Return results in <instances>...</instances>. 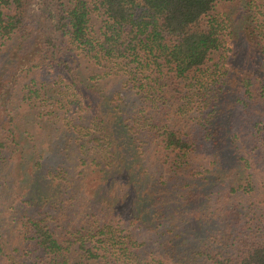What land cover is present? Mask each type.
I'll return each instance as SVG.
<instances>
[{
    "label": "trees",
    "instance_id": "16d2710c",
    "mask_svg": "<svg viewBox=\"0 0 264 264\" xmlns=\"http://www.w3.org/2000/svg\"><path fill=\"white\" fill-rule=\"evenodd\" d=\"M34 1L0 0V264H264V0Z\"/></svg>",
    "mask_w": 264,
    "mask_h": 264
},
{
    "label": "rangeland",
    "instance_id": "374dc122",
    "mask_svg": "<svg viewBox=\"0 0 264 264\" xmlns=\"http://www.w3.org/2000/svg\"><path fill=\"white\" fill-rule=\"evenodd\" d=\"M37 1L38 0H35L34 3L31 5V12H30V19L31 21L33 22H36V18H37V14H38V10H37ZM231 7L230 5H224L223 7H221V10H228V11H231ZM96 19V20H95ZM94 19V22L95 23H98L100 20L98 19V17H95ZM1 48H4L3 45L0 46ZM5 55V54H4ZM8 56V55H7ZM0 60H3L5 63H7V61H10L8 60L7 58H3L2 56H0ZM34 210H37L36 208L35 209H32V211Z\"/></svg>",
    "mask_w": 264,
    "mask_h": 264
}]
</instances>
